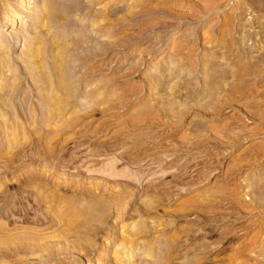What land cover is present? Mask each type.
<instances>
[{"label":"rangeland","instance_id":"rangeland-1","mask_svg":"<svg viewBox=\"0 0 264 264\" xmlns=\"http://www.w3.org/2000/svg\"><path fill=\"white\" fill-rule=\"evenodd\" d=\"M43 7L0 0V264H264V0Z\"/></svg>","mask_w":264,"mask_h":264},{"label":"bare ground","instance_id":"bare-ground-1","mask_svg":"<svg viewBox=\"0 0 264 264\" xmlns=\"http://www.w3.org/2000/svg\"><path fill=\"white\" fill-rule=\"evenodd\" d=\"M14 1V0H13ZM18 2V1H17ZM80 2V1H79ZM19 3H20V1H19ZM75 5H78V0H73L72 2H68V1H65V2H58V1H56V0H44V7H43V13H44V15H41V17H40V21L38 22V23H42V24H46V26L48 27V28H55V29H57L58 28V30H56V31H59V28H62V27H64V28H68L69 26H70V24H69V22L66 20H64V21H62L61 20V18H63V19H65L66 17L65 16H63V14L64 13H66V12H68L70 9L72 10V6H75ZM79 5H80V3H79ZM28 8V7H27ZM6 8H4V10H5ZM10 12V11H9ZM70 12V11H69ZM15 13L16 12H10V15H8L7 13H5V14H7V15H5L4 16V19H3V21H2V23L0 24V28H2V27H4L6 24H10V23H12L13 22V20H14V18H15ZM17 19V18H16ZM71 22V21H70ZM53 29H51V30H53ZM26 31V30H25ZM13 35H16L17 37H15V39L16 40H14L13 41V44H12V47H14L15 46V43L17 42V40H18V38H19V35H20V32H18V35L17 34H13ZM24 35H25V33H24ZM59 36V35H58ZM8 38V37H7ZM1 42V41H0ZM51 43H52V47L53 48H59L61 51H60V54H58V55H55V56H53L52 57V62L49 64V65H47V64H45V65H43L44 66V68L42 67V70H40V71H38L37 72V76L39 77V81H37L36 82V85L38 86V87H47V88H49V86H51V89H52V86H54L53 87V89H54V97H53V99L50 101V106L51 107H53L54 108V111H49L48 112V115H49V117H51V115L53 114H55V113H63L64 112V110L66 109L65 107V109H63V107H62V105L65 103H63L61 100L63 99V97H62V95H64V93L63 92H65V91H63V92H61V93H63L61 96H60V94H59V96H58V92L59 91H61L64 87H63V85H62V82L63 81H65V78H66V80H68V79H70V74L72 73H68V72H70L71 71V67L68 65L67 66V64H68V62L70 61V60H68V52L69 51H72V50H70V49H68V48H70V46H69V44H68V40L67 39H65V40H62V41H60L59 39H57V40H52L51 41ZM5 45V44H4ZM102 45V44H101ZM18 46V45H17ZM44 46H45V44H43V42L42 43H38V44H36V43H33L32 42V45H31V49H29V50H27L26 51V56H27V60H33V61H36V56L38 57V55H40V53L42 54L43 53V48H44ZM2 46H1V43H0V48H1ZM98 48V47H97ZM11 49V48H10ZM100 49V48H99ZM96 51H97V49H96ZM100 51V50H99ZM87 52V51H86ZM70 54H72V53H70ZM88 54V53H87ZM2 55V54H1ZM0 55V56H1ZM43 55V54H42ZM75 55H76V57L78 58V60H79V58L81 59V60H84V58L86 57V53H84V49H80L78 52H76V54H74V57H75ZM90 55V54H89ZM71 57V56H70ZM72 57H73V55H72ZM71 57V58H72ZM1 58V57H0ZM1 59H3V57L1 58ZM0 59V60H1ZM11 58L9 57V60H10ZM70 59V58H69ZM4 60V59H3ZM87 60V59H86ZM6 61H8L7 59H6ZM10 62V61H9ZM25 62H26V60H25ZM71 63H72V61H71ZM71 63H69V64H71ZM45 66L47 67V69L49 68V69H51V70H53L54 71V74H50L49 72H47L48 70L46 69L45 70ZM71 68V69H70ZM43 69H44V71H43ZM87 72V71H86ZM85 71H84V73H86ZM67 73H68V77L69 78H67ZM74 73V72H73ZM76 74V73H75ZM87 74V73H86ZM86 74H84L85 76H86ZM81 75H83V74H81ZM83 75V76H84ZM80 76V75H79ZM18 78V77H17ZM53 78H54V80H53ZM80 78V77H79ZM86 78V77H85ZM61 79H64V80H61ZM83 80V79H82ZM62 81V82H61ZM81 81V80H80ZM21 81H18V83H20ZM68 82H70V80L68 81ZM72 82V81H71ZM81 83V82H80ZM63 84H65V83H63ZM67 84V83H66ZM71 84V83H70ZM69 85V83L66 85V86H68ZM72 85V84H71ZM76 85V84H75ZM65 86V87H66ZM61 87H62V89H61ZM71 87H73V85L71 86ZM67 89L69 88L70 90H71V88H70V85L68 86V87H66ZM46 89V88H45ZM65 89V88H64ZM63 89V90H64ZM9 90L11 91V92H14V90L13 89H11V88H9ZM66 90V89H65ZM2 93H3V91H1ZM5 93V92H4ZM3 93V94H4ZM60 93V92H59ZM68 93H69V90H68ZM4 96V95H3ZM60 97L62 98L60 101H61V103H62V105H59V104H61V103H59V104H57L58 102L56 101V100H58V99H60ZM65 97H67V96H65ZM56 99V100H55ZM57 102H55V101ZM95 100V99H94ZM96 100H98V98L96 99ZM54 101V102H53ZM46 102V101H45ZM96 102V101H95ZM56 103V104H55ZM101 103V102H100ZM97 104V106L99 105V103H96ZM96 104H94V106L96 105ZM64 106V105H63ZM86 109H87V107H85ZM73 109V108H72ZM71 109V110H72ZM80 110V109H79ZM83 110V109H82ZM92 110V109H91ZM94 110V109H93ZM70 111V110H69ZM40 112V111H39ZM44 112V111H43ZM67 112V111H66ZM65 112V113H66ZM79 112H81V111H79ZM57 114H56V117H58L57 116ZM63 115V114H62ZM60 116V115H59ZM81 117V116H80ZM61 118V117H60ZM78 120L80 119V118H77ZM76 119V120H77ZM75 120V119H74ZM75 120V121H76ZM74 121V122H75ZM66 122H67V120H66ZM73 121L71 120L70 121V123H72ZM59 123V122H58ZM64 123V122H63ZM63 123H62V126H64L63 125ZM64 124H66V123H64ZM67 124H68V122H67ZM72 125H73V123H72ZM70 126H71V124H70ZM105 208H104V206H98V207H96V208H94V210L93 211H91V214H93L92 216H94V217H99V216H101V214H104L105 213ZM102 228V226H100V225H96V228H94L97 232L100 230ZM94 230V231H95ZM96 233V232H95ZM99 233V232H98ZM14 237H8L5 241L6 242H9L10 241V239L12 240ZM17 240L19 239H21V237L20 236H16L15 237ZM63 239V238H62ZM92 239H91V237L90 238H87V240L85 239H79L78 240V245H76L77 247L79 246V248L80 247H82V248H84L85 246H86V244L88 243H90V241H91ZM65 241V240H64ZM87 244V245H88ZM90 245V244H89ZM76 248V247H75ZM86 248V247H85ZM78 249V248H77Z\"/></svg>","mask_w":264,"mask_h":264}]
</instances>
